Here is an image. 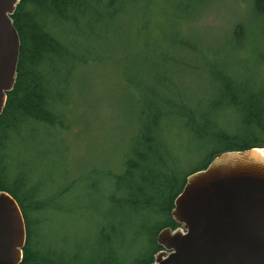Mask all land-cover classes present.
Wrapping results in <instances>:
<instances>
[{"label":"trees","instance_id":"1","mask_svg":"<svg viewBox=\"0 0 264 264\" xmlns=\"http://www.w3.org/2000/svg\"><path fill=\"white\" fill-rule=\"evenodd\" d=\"M141 1L152 10L150 23L155 18L159 27L161 18L153 15L158 0H21L12 15L21 45L16 83L0 116V190L16 201L25 221L21 264H152L161 251L158 233L179 227L171 211L187 177L223 153L264 148V71L246 66L249 52L238 54L232 65L202 53V74L214 86L212 99L195 111L160 95L153 84L135 85L142 93L128 152L112 167H83L70 180L63 137L75 124L69 90L78 71L98 59L105 28L120 19L122 24L126 7ZM253 9L264 19V0H253ZM188 19L174 21L182 37ZM244 33V25L235 26V37ZM250 41L255 44L251 35ZM179 45L195 49L186 39ZM156 54L158 60L168 59L159 46ZM166 80L163 71L159 81ZM177 121L181 134L174 128ZM193 138L200 163L184 169L185 157L172 145ZM36 148L51 161L62 160L56 181L49 173L39 176ZM69 221L75 227L67 252L49 255V231Z\"/></svg>","mask_w":264,"mask_h":264},{"label":"rangeland","instance_id":"2","mask_svg":"<svg viewBox=\"0 0 264 264\" xmlns=\"http://www.w3.org/2000/svg\"><path fill=\"white\" fill-rule=\"evenodd\" d=\"M185 3L158 0L153 15L161 18V25L156 28V19L151 24L147 17L152 12L150 6L141 1L140 6L126 7L122 24L120 19L108 25L101 34L104 38L96 52L98 59L78 71L69 90L71 120L75 124L63 137L70 151L66 166L70 180L83 167H112L128 152L139 114L137 100L142 93L135 85L153 84L160 95L196 111V107L214 96L211 77L202 74V53L232 65L238 54L249 52L247 63L245 60L241 66L246 63L248 68L264 71V19L254 12L253 0H191ZM179 19H188L182 24L184 37L178 33L174 22ZM238 24L245 26V33L235 37L233 31ZM250 35L254 45L250 44ZM182 39L188 40L195 49L181 47ZM158 46L165 49L167 60L157 59ZM163 71L168 78L165 82L159 81ZM126 81L133 83V87L129 88ZM260 86L264 89L263 80ZM174 128L180 134L184 131L180 121ZM188 141L182 139L172 145L177 155L185 157L182 159L184 169L200 163L195 156L196 140ZM36 152L34 164L39 176L44 178L50 174L52 181L60 178L61 172L57 170L62 160H49L41 154L40 148H36ZM81 226L86 228L84 224ZM74 227L71 221L54 226L49 231L51 236L45 251L53 257L58 252H67L65 245L73 240Z\"/></svg>","mask_w":264,"mask_h":264},{"label":"water","instance_id":"3","mask_svg":"<svg viewBox=\"0 0 264 264\" xmlns=\"http://www.w3.org/2000/svg\"><path fill=\"white\" fill-rule=\"evenodd\" d=\"M21 0H0V116L16 83L20 38L12 15ZM226 152L189 175L174 201L179 227L162 229L152 264H264V154ZM26 226L0 190V264H21Z\"/></svg>","mask_w":264,"mask_h":264},{"label":"bare ground","instance_id":"4","mask_svg":"<svg viewBox=\"0 0 264 264\" xmlns=\"http://www.w3.org/2000/svg\"><path fill=\"white\" fill-rule=\"evenodd\" d=\"M259 151L262 152V153L264 154V149H262V150L260 149Z\"/></svg>","mask_w":264,"mask_h":264}]
</instances>
